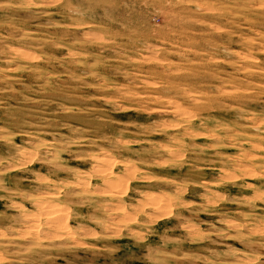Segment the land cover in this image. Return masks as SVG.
Listing matches in <instances>:
<instances>
[{"label":"rangeland","instance_id":"obj_1","mask_svg":"<svg viewBox=\"0 0 264 264\" xmlns=\"http://www.w3.org/2000/svg\"><path fill=\"white\" fill-rule=\"evenodd\" d=\"M0 264H264V0H0Z\"/></svg>","mask_w":264,"mask_h":264}]
</instances>
